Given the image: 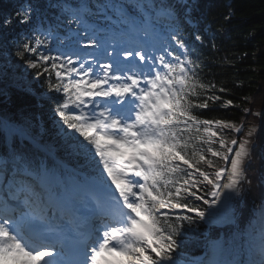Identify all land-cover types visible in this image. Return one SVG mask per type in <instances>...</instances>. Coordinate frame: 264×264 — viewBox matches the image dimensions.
I'll return each instance as SVG.
<instances>
[{
    "label": "snow or ice",
    "instance_id": "snow-or-ice-1",
    "mask_svg": "<svg viewBox=\"0 0 264 264\" xmlns=\"http://www.w3.org/2000/svg\"><path fill=\"white\" fill-rule=\"evenodd\" d=\"M194 7L49 0L45 9L29 0L0 17V80L16 81L13 57L45 76L58 94L55 135L77 160L69 183L29 118L0 115V264H264V202L244 229L234 204L251 185L258 126L245 121L264 114L202 82L197 54L206 38L199 28L186 34ZM216 101L245 119L197 114ZM198 222L236 230L204 233V256L194 258L178 238Z\"/></svg>",
    "mask_w": 264,
    "mask_h": 264
},
{
    "label": "trees",
    "instance_id": "trees-1",
    "mask_svg": "<svg viewBox=\"0 0 264 264\" xmlns=\"http://www.w3.org/2000/svg\"><path fill=\"white\" fill-rule=\"evenodd\" d=\"M26 2L29 0H0V17L14 13L18 5ZM30 2L46 9L49 0ZM51 2L54 3L55 0ZM194 4L201 13V19L196 14L191 15L200 19L198 28L209 26V33L203 34L206 45L201 47L197 54L201 64L197 71L202 82L214 83L216 85L212 90L214 94L222 96L224 100L231 99L241 108L247 107L255 112L264 110V0H195ZM55 12V9H47L48 17L53 22ZM24 28L25 26H18L17 33ZM188 31L192 30L189 28L186 33ZM0 43H3L2 37ZM212 44H215V48L211 46ZM7 47L11 48V40L8 41ZM0 49L3 52V47ZM12 59L15 65L23 64L14 57ZM25 78L30 82L28 88L11 86L7 89V96H0V112L12 116L17 121L29 118L34 125L33 131L40 140L53 146L66 163L76 168L77 160L66 153L62 141L55 135L53 109L58 94L49 92L45 76L37 78L33 69L26 68ZM221 87L227 91L219 92L218 89ZM221 103L209 102V108L196 110L197 114L204 119L237 123L245 119L242 111L221 107ZM258 122L260 131L256 140L257 146L253 149L252 163L247 166V177L251 180V185H244L246 192L240 208V197L234 201L237 210L241 211L238 218L240 229L247 226L254 207L264 198V187L260 183L261 175L264 174V159H261L264 155V117L249 114L245 121L246 124L255 125ZM233 231H235L233 225L209 229L198 222L189 237L178 239L188 240L184 251L191 257L198 258L203 257L205 253L204 233L210 232L213 238H217L221 233L227 237Z\"/></svg>",
    "mask_w": 264,
    "mask_h": 264
},
{
    "label": "rangeland",
    "instance_id": "rangeland-1",
    "mask_svg": "<svg viewBox=\"0 0 264 264\" xmlns=\"http://www.w3.org/2000/svg\"><path fill=\"white\" fill-rule=\"evenodd\" d=\"M2 60H3V52H2V50L0 49V62H2ZM26 68H27V66L26 65H24V64H22V65H16V68L14 69V71H15V74H16V77H17V79H16V81L15 82H13L12 80H8V81H2V80H0V89H3V88H6V89H8L9 87H17L16 85L17 84H19V87H24V88H26V85H27V80H26V78H25V74H26ZM28 69V68H27ZM3 94H0V96H2ZM252 112H254V113H261V114H263V112H264V110H258V111H252ZM54 116V115H53ZM255 116H257V117H259L260 116V118H261V115H255ZM58 119V117H53V124L55 125V121ZM23 120H21L20 122H22ZM251 126H258V131H257V133H256V135H255V137L253 138L254 139V148L257 146V138H258V134H259V129H260V122H258L256 125L255 124H246L245 123V128L247 129L248 127H251ZM37 138L38 139H40L39 138V136H37ZM47 144V143H46ZM44 145V144H43ZM253 148V149H254ZM53 149V148H52ZM53 151H54V149H53ZM57 153V152H56ZM58 155V154H57ZM66 159V158H65ZM252 160H253V157L251 158V161H250V163H248L249 165L252 163ZM248 164L246 165V168H247V166H248ZM72 176H71V174H69V175H67V174H65V179L70 183L71 182V180H72ZM262 184V183H261ZM263 186H264V184H262ZM245 188V191L242 193V196L240 197V205H239V208L241 207V205H243V203H244V195H245V192H246V187H244ZM264 201V200H263ZM215 227V226H214ZM226 227V226H225ZM216 228H220V227H216ZM222 228H224V227H222ZM221 229V228H220ZM222 234V233H221ZM220 234V235H221Z\"/></svg>",
    "mask_w": 264,
    "mask_h": 264
},
{
    "label": "water",
    "instance_id": "water-1",
    "mask_svg": "<svg viewBox=\"0 0 264 264\" xmlns=\"http://www.w3.org/2000/svg\"><path fill=\"white\" fill-rule=\"evenodd\" d=\"M0 115H4V114H2V113L0 112ZM238 216H239V213H238Z\"/></svg>",
    "mask_w": 264,
    "mask_h": 264
},
{
    "label": "bare ground",
    "instance_id": "bare-ground-1",
    "mask_svg": "<svg viewBox=\"0 0 264 264\" xmlns=\"http://www.w3.org/2000/svg\"><path fill=\"white\" fill-rule=\"evenodd\" d=\"M264 202V201H263Z\"/></svg>",
    "mask_w": 264,
    "mask_h": 264
}]
</instances>
